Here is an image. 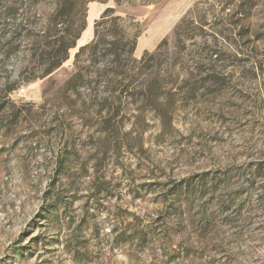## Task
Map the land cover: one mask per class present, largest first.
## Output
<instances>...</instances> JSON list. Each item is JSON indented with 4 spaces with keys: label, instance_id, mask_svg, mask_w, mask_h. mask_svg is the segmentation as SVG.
I'll return each instance as SVG.
<instances>
[{
    "label": "rangeland",
    "instance_id": "1",
    "mask_svg": "<svg viewBox=\"0 0 264 264\" xmlns=\"http://www.w3.org/2000/svg\"><path fill=\"white\" fill-rule=\"evenodd\" d=\"M108 7L135 59L156 54L136 64L149 88L102 110L66 83L110 66L76 61ZM23 41L0 50V83L41 57ZM5 101L0 264H264V0H89L67 59Z\"/></svg>",
    "mask_w": 264,
    "mask_h": 264
},
{
    "label": "trees",
    "instance_id": "2",
    "mask_svg": "<svg viewBox=\"0 0 264 264\" xmlns=\"http://www.w3.org/2000/svg\"><path fill=\"white\" fill-rule=\"evenodd\" d=\"M130 1L114 0L116 4ZM88 2L89 0H0V50L6 48V52L14 53L19 50L24 39L35 37L38 41L32 49L40 51L41 56L38 59L31 56L29 60L26 57L19 67L21 75L15 81L5 79L0 83V91L9 93L20 82L48 75L67 59L69 49L76 45L86 26ZM44 6L49 7L52 13L42 25L45 28L32 33L29 27L33 21L26 13L33 10L36 15H41L43 14L41 8ZM40 19L43 20L41 17L37 18L39 21ZM122 22L123 19L114 15L112 8L104 10L95 21L93 40L79 49L76 61L85 53L95 61L98 57L102 59L110 57V66L103 74L98 73L95 79L87 81L78 67L76 73L66 83L67 86L85 83L94 91L92 103L101 104L102 110H109L116 101L121 105L128 94L133 95L137 90L143 92L149 88L148 82L144 84L140 81V69H136V64L145 63L156 53H146L141 59H135L133 54L137 45V33L126 31ZM109 23L115 26L114 31L105 37L103 28ZM104 44L108 47L102 49ZM7 102L0 105L1 110L5 108Z\"/></svg>",
    "mask_w": 264,
    "mask_h": 264
}]
</instances>
